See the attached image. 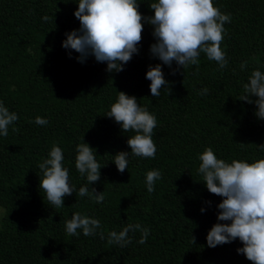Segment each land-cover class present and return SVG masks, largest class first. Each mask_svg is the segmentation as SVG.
Here are the masks:
<instances>
[{"label":"trees","instance_id":"trees-1","mask_svg":"<svg viewBox=\"0 0 264 264\" xmlns=\"http://www.w3.org/2000/svg\"><path fill=\"white\" fill-rule=\"evenodd\" d=\"M153 2L138 0L143 16L153 15ZM213 3L231 15L221 44L225 68L203 53L198 65L169 68L150 54L153 26L144 22L138 54L123 71L108 72L106 63L91 55L80 62L79 53L62 47L80 27L77 0H0V101L19 117L0 136V264H252L237 252L239 239L207 245L210 228L228 222L217 220L222 197L202 182L198 155L210 147L226 162L264 158V119L255 115V103L238 99L251 72H264V0ZM158 63L171 92L152 97L145 73ZM121 91L156 116L154 158L132 155L126 141L134 133L104 115ZM37 116L47 125L36 124ZM82 140L104 164L90 185L75 168ZM53 145L62 149L74 188L60 208L48 205L39 187L38 165ZM120 151H129L123 173L112 162ZM153 169L162 176L149 193L145 176ZM81 186L103 191L104 202L79 196ZM74 213L98 219L104 239L80 230L68 235L65 224ZM137 223L149 229L146 243L137 242L139 231L129 233L126 247L107 243L110 231Z\"/></svg>","mask_w":264,"mask_h":264},{"label":"clouds","instance_id":"clouds-1","mask_svg":"<svg viewBox=\"0 0 264 264\" xmlns=\"http://www.w3.org/2000/svg\"><path fill=\"white\" fill-rule=\"evenodd\" d=\"M77 3L74 16L79 20L80 27L66 34L62 47L79 53L80 62L91 55L97 62L106 63L108 72L123 71V65L132 59L133 54H138L144 22H147L153 26L152 35L155 38V43L149 48L150 54L169 68L173 62L183 71L189 66L198 65L201 53L208 60L215 61L220 69L227 66L221 44L225 34L224 25L231 22V15L222 13L213 0H156L149 5L153 10L150 17L141 14L138 0H77ZM43 19L47 21L49 17ZM256 63H259L258 59ZM240 67L241 70L245 69L247 61L242 62ZM145 76L150 80L152 97L160 96L161 90L170 94L171 88L164 78L161 64L150 66ZM207 91L205 88L200 94L204 95ZM251 97H255V100ZM238 99L255 103V115L264 119V72L258 69L251 72ZM104 115L114 119L124 133H134L128 135L126 141L132 155L155 157L156 145L152 136L157 119L146 107L139 105L135 96L118 92L116 102ZM18 119V115L10 112L0 101V136L7 137L9 126ZM35 123L43 126L48 121L37 116ZM12 131L19 132V129L13 127ZM128 156L129 151L114 154L112 162L118 172L123 173L128 169ZM198 159V173L202 175L207 190L222 197L216 205L219 209L217 220L228 222L215 223L210 228L206 235L207 245L214 248L239 239L243 246L237 252L252 264H264V158L253 162L235 159L226 162L218 159L209 147L198 155ZM63 161L62 149L53 145L48 158L38 165L42 171L39 187L44 193V200L55 208L63 207L64 198L74 192ZM102 166L104 164L98 163L93 147L84 141L76 146L75 168L81 176L86 175L89 185L100 180ZM161 176V172L155 169L146 173L145 185L149 193L155 190L154 185ZM78 194L81 197L89 196L98 204L105 200L103 191L97 192L91 188L89 192L88 186H81ZM65 228L70 236L78 235L80 230L86 237L99 234L104 239V233L97 232L101 228L100 221L79 213H74L66 221ZM137 231L141 233L137 242L146 243L149 229L138 223L129 224L118 232L110 231L107 243L126 247L131 243L129 233Z\"/></svg>","mask_w":264,"mask_h":264},{"label":"rangeland","instance_id":"rangeland-1","mask_svg":"<svg viewBox=\"0 0 264 264\" xmlns=\"http://www.w3.org/2000/svg\"><path fill=\"white\" fill-rule=\"evenodd\" d=\"M1 212H2V209L0 208V214H1Z\"/></svg>","mask_w":264,"mask_h":264}]
</instances>
